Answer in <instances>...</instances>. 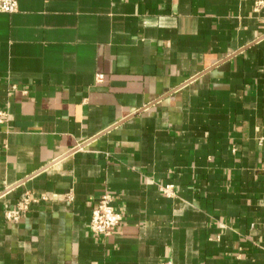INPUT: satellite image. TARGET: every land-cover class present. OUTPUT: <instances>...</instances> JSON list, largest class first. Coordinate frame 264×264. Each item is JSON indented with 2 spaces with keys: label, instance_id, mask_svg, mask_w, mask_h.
Returning <instances> with one entry per match:
<instances>
[{
  "label": "crops",
  "instance_id": "1",
  "mask_svg": "<svg viewBox=\"0 0 264 264\" xmlns=\"http://www.w3.org/2000/svg\"><path fill=\"white\" fill-rule=\"evenodd\" d=\"M257 1L0 11V264H264ZM106 191L123 221L104 236Z\"/></svg>",
  "mask_w": 264,
  "mask_h": 264
},
{
  "label": "built area",
  "instance_id": "2",
  "mask_svg": "<svg viewBox=\"0 0 264 264\" xmlns=\"http://www.w3.org/2000/svg\"><path fill=\"white\" fill-rule=\"evenodd\" d=\"M256 5L260 7L264 5V1H257ZM18 8L17 0H0V11L13 13ZM99 79H102V75H99ZM4 113L0 111V121ZM170 186L165 189L166 192L169 191ZM45 199V197H43ZM113 195L106 191L104 192L100 199L97 201L96 206L92 210L90 227L94 234L97 235H110L117 230L123 221L122 213L113 204ZM28 201L30 199L25 198L22 203L14 210H9L6 213L9 219H19L21 213L25 208H27Z\"/></svg>",
  "mask_w": 264,
  "mask_h": 264
}]
</instances>
